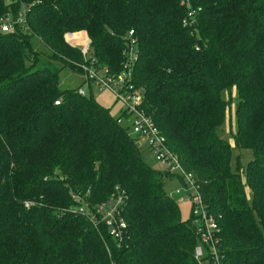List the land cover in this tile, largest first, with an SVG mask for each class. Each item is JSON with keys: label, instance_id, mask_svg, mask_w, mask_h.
Here are the masks:
<instances>
[{"label": "trees", "instance_id": "1", "mask_svg": "<svg viewBox=\"0 0 264 264\" xmlns=\"http://www.w3.org/2000/svg\"><path fill=\"white\" fill-rule=\"evenodd\" d=\"M23 7L25 24L0 32V264H212L164 191L182 177L147 167L109 109L59 87L63 68L83 74L64 35L83 33L116 76L129 32L141 109L216 224L218 263L264 264V0H0V22ZM116 197L121 241L96 213Z\"/></svg>", "mask_w": 264, "mask_h": 264}, {"label": "built area", "instance_id": "2", "mask_svg": "<svg viewBox=\"0 0 264 264\" xmlns=\"http://www.w3.org/2000/svg\"><path fill=\"white\" fill-rule=\"evenodd\" d=\"M24 7L16 14L6 15L0 22V32L9 33L25 24ZM123 54L126 57L123 70L116 76H110L104 69H97L95 62L87 56L89 51V40L79 39L71 34L67 35L68 41L74 42V46H81L80 53L83 57V63L79 66L84 75V82L94 85L100 89H106L111 92L121 106V118L127 119L130 123L131 133L140 139L155 159L166 166L168 174L179 175L182 177L183 184L191 185L193 192L189 194L191 204L190 217L195 233L198 237L199 244L194 249L196 260L204 256L205 251L211 255L212 264H219L217 261V252L214 242L216 233V224L208 215L202 197L194 186L190 175L185 174L178 164V159L166 146L165 139L153 124L152 120L146 116L141 109V96L131 83V65L136 59L135 46L136 42L132 38V32L128 33ZM66 40V39H65ZM79 95H83L81 90ZM57 105L58 103L55 102ZM119 118L117 124H121ZM179 191H176L178 194ZM114 200V201H113ZM121 197L112 198L106 205L97 208L96 213L101 216V222L107 226L110 235L121 241V232L125 229V224L120 216L119 204Z\"/></svg>", "mask_w": 264, "mask_h": 264}, {"label": "rangeland", "instance_id": "3", "mask_svg": "<svg viewBox=\"0 0 264 264\" xmlns=\"http://www.w3.org/2000/svg\"><path fill=\"white\" fill-rule=\"evenodd\" d=\"M4 3H8L9 0H3ZM73 37L74 35L76 38L79 39H85V35L83 33H70ZM67 35H64V40L66 43L70 44L72 47L74 46V42L68 41ZM75 47V46H74ZM77 49L81 50L82 47L79 46ZM87 56H90V51L87 53ZM83 58V57H82ZM58 83L60 89H82L85 96H91L92 99L101 105L104 108L109 109L110 115L117 119L119 118L121 121V125L123 127L127 128L128 135L132 138L136 148L138 149L139 156L141 161L150 169L164 172L166 171V166L160 162H158L155 157L149 152V150L146 148L144 143L135 137L131 133V127L130 123L127 119L121 118V106L119 102L116 100L115 96L107 91L106 89H100L97 86H94L93 84L88 86L84 83V75L74 72L70 70L69 68H63L59 74H58ZM224 96L225 93H224ZM235 94L232 96V101L230 102V111L226 115L225 122L222 126V138L229 144L232 143L231 140V134L235 131V121L233 120V108H234V99ZM236 157H238V161L241 166L246 167L249 161L252 158V152L249 149H243L239 151H233L232 152V159L233 163H236ZM185 181H183L184 183ZM164 191L168 197H170L174 203L177 205L179 209V213L182 220H188L190 217V200H189V194L193 192V189L191 185L186 184L183 185L178 179H171L169 182L166 183L164 187ZM176 191H179L178 194H176ZM246 195L249 204H251V195L249 194V191L246 189ZM114 201V200H113ZM28 206V205H27Z\"/></svg>", "mask_w": 264, "mask_h": 264}]
</instances>
